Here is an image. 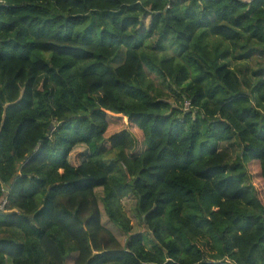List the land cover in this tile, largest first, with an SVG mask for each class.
Returning a JSON list of instances; mask_svg holds the SVG:
<instances>
[{"label":"trees","instance_id":"16d2710c","mask_svg":"<svg viewBox=\"0 0 264 264\" xmlns=\"http://www.w3.org/2000/svg\"><path fill=\"white\" fill-rule=\"evenodd\" d=\"M2 204L0 264H264V0H0Z\"/></svg>","mask_w":264,"mask_h":264},{"label":"rangeland","instance_id":"374dc122","mask_svg":"<svg viewBox=\"0 0 264 264\" xmlns=\"http://www.w3.org/2000/svg\"><path fill=\"white\" fill-rule=\"evenodd\" d=\"M148 20V19H147ZM146 20V22H147ZM229 57V56H228ZM242 62L239 61H235L230 59V65L232 68H234V70L239 74L240 71V67H241ZM153 77V76H151ZM133 139L130 135H127L126 139H125V147H127L128 149H131L133 147ZM253 180V179H252ZM254 183L255 180H253ZM101 189H97L96 192L97 194L101 195L102 192ZM121 205H122V209L125 212L126 216L129 218L130 220V224L132 226L131 232H141L143 231L144 233L147 234L145 227L137 213L136 210V198L134 197V195L130 194L127 197L123 198L121 200ZM102 224L108 228L113 234L114 236L118 239V241L120 242V244L123 246L124 245V241H125V234L114 224H112L110 221H108V219L105 217L103 210H102ZM10 262V261H9ZM8 262V263H9ZM67 264H73V260L70 258L67 261Z\"/></svg>","mask_w":264,"mask_h":264},{"label":"built area","instance_id":"2783aa9c","mask_svg":"<svg viewBox=\"0 0 264 264\" xmlns=\"http://www.w3.org/2000/svg\"><path fill=\"white\" fill-rule=\"evenodd\" d=\"M242 1L249 2V1H251V0H242ZM2 208H3V204L0 205V209H2Z\"/></svg>","mask_w":264,"mask_h":264}]
</instances>
